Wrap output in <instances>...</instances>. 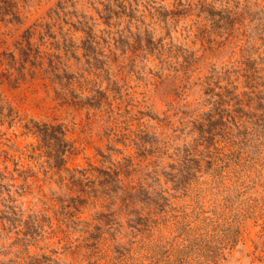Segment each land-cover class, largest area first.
<instances>
[{
	"label": "rangeland",
	"instance_id": "374dc122",
	"mask_svg": "<svg viewBox=\"0 0 264 264\" xmlns=\"http://www.w3.org/2000/svg\"><path fill=\"white\" fill-rule=\"evenodd\" d=\"M145 1L170 7L174 0ZM235 1L241 5L243 0H214L216 17L229 16L226 6L233 5ZM96 4L95 0H0V168L6 174L4 181L7 186L14 182L9 189L15 203L26 212L45 207L53 221L54 196L63 197L67 191L65 186H59L55 181L54 166L46 167L36 153L44 148L43 145L54 143V134L59 129L64 132V147L69 148L66 162L69 167H88L89 163L101 165L105 157L100 152L106 157L120 158L123 152L132 151V147L127 145L128 138L121 136L115 139L116 136L110 133L105 115L108 113L92 108L89 105L91 97L86 96L93 85L106 84L102 73L99 76L95 74L99 69L96 70L93 60L86 55L89 37L84 32L83 22L91 24L93 33L97 35L102 33L105 25L98 17ZM260 15L264 19V8ZM191 18L181 17L169 30L174 42L196 50L197 42H191L194 34L188 31L190 25L194 29ZM222 20L214 29L219 40L228 33V25L222 26ZM151 31L157 37L163 34L164 28L156 23ZM187 32H190L189 36H186ZM254 40L252 50L260 53L256 64L261 72L256 79L261 85L256 84V91L262 93H257V96L249 93L252 89L245 88L244 78H236L237 90L245 88L246 92L242 94L243 101L247 103L245 111L241 112L244 122L235 128L231 140L226 134H218L214 145L203 151V172H197L193 178L189 176L192 182L187 192L174 190L172 183L166 182L161 175L156 186H164L162 197L156 203L141 205L151 209L141 219H145L141 225L142 234L135 233L127 217L121 218L123 223L116 231V239L104 232L107 238L103 248L105 245L109 247L107 264H121L120 253L133 240L134 247L139 250L133 254L134 261H139V254L145 252V261L151 264H177L175 255L182 250V232L187 221L193 216L213 213L224 214L232 220L228 230L223 229L226 226L223 224L216 232L223 242H233L219 257L218 264H264V42ZM234 45L233 40L217 51L213 68L218 71L228 67L230 76L235 78L238 55ZM96 48L100 50V60H105V51L101 54L105 48L103 43ZM156 63L157 59L152 55L142 54L135 60V70L113 85L119 91L115 96L109 95L115 111L110 123H115L113 118L116 116L119 129L127 126V122H132L131 127L135 128L137 117L141 115L142 122L158 132L156 118L140 113H150L151 110L160 116L165 108L166 86L156 90L152 83L153 73L157 72ZM110 69V72H115L113 67ZM207 69H204L205 73ZM204 98L202 85L192 84L187 96L190 106L208 109L209 104ZM117 106H120L118 113ZM122 131L127 132V128ZM161 159L164 169L169 171L168 157L164 155ZM25 168H28L27 174L34 175L27 178V189L20 190L16 186L22 180L21 170ZM83 210L81 217L95 220L90 204ZM206 222H201L200 226ZM49 229L46 226L39 244L51 249L48 252L56 258L51 264H67L72 259L71 253L60 246L58 236L47 233ZM0 235L1 243L11 241V238L6 239L7 234ZM151 239L153 252L147 250L151 247ZM36 249V246L30 247L31 251ZM190 257L184 264H205L203 258ZM132 259L127 263L130 264Z\"/></svg>",
	"mask_w": 264,
	"mask_h": 264
},
{
	"label": "trees",
	"instance_id": "16d2710c",
	"mask_svg": "<svg viewBox=\"0 0 264 264\" xmlns=\"http://www.w3.org/2000/svg\"><path fill=\"white\" fill-rule=\"evenodd\" d=\"M95 1L98 17L105 25L103 34L97 35L93 33L91 24L83 22L84 32L89 37L86 55L93 60L96 70L99 69L95 74L99 76L102 73L103 77L100 78L106 79V84L93 85L86 96L90 95L89 105L92 108L110 115L105 113L110 133L116 136L115 139L121 136L123 139L128 138L127 145L132 147V151L123 152L120 158L111 155L106 157L105 153L100 152L107 158L102 159L101 165L89 163L88 167H69L66 165L69 148L64 147V132L59 129V133L54 134V143L43 145L44 148L36 153L46 167L54 166L55 181L59 186H65L67 191L63 197L54 196L52 206L55 221L45 207L26 212L25 208L16 204L9 189L14 182L8 187L4 181L6 174L0 168V234H7L6 239L11 238L9 243L0 242V264H51L56 259L48 252L51 249L39 244L46 226L50 228L47 233L58 236L60 246L71 253L72 259L67 264H107L109 247L105 245L103 248L107 238L104 232L116 239V231L123 223L121 218L127 217L135 233L142 234L141 225L145 219H141L151 209L141 205L156 203L162 197L164 186H156L161 175L166 182L172 183L171 188L174 190L187 192L191 178L202 171L203 151L214 145L218 134H226L231 140L235 128L244 122L241 112L245 111L244 105L247 104L242 95L246 94L245 88H251L249 93L255 96L262 93L256 91V79L261 74L256 59L260 53L252 50V47L256 42L254 39L264 42V19L260 15L264 0H243L241 5L235 1L233 5L226 6L229 16L220 18L216 17L214 0H174L170 7L145 0ZM185 16L193 17L191 23L194 29L190 25L188 31L194 34L191 42H197L196 50L174 42L169 30L170 26L174 28L176 22ZM221 19L222 26L228 25V33L219 40L214 29ZM156 23L164 28V32L154 37L151 27ZM189 34L187 32L186 36ZM233 40L238 55V59H235L238 62L235 65V78L230 76L228 67L218 71L213 68L217 51ZM101 43L105 46L101 50V54L103 51L106 53L103 56L105 60H100V50H96V45ZM142 54L157 59V72L153 73L155 78L152 83L156 90L166 86V97L163 98L165 108L160 116L151 110L150 113L140 111L156 118L158 132L144 124L141 115L137 117L135 128L131 127L132 122H124L127 124L122 127L127 128V132H124L118 128L116 116L113 118L115 123H110L113 121L112 112L115 111L109 95L115 96L119 90L113 85L135 70V60ZM112 67L114 73L110 72ZM205 68H208L207 73L204 72ZM197 71L199 76H195ZM239 77H243L245 82L242 91L237 90L236 78ZM194 83L202 85V94L206 97L203 100L209 104L208 109L190 106L188 90ZM117 108L116 113L120 106ZM51 144L54 145L49 147ZM164 155L169 159V171L162 164ZM205 169L208 170V166ZM21 171L22 180L16 187L25 190L28 187L27 178L34 173L27 174L28 168ZM210 171L213 172L212 169ZM8 177L15 180L11 178L13 176ZM88 204L94 209V221L81 217ZM206 220L205 225L200 226ZM231 222L220 213L193 216L183 228V246L175 255V262L184 264L192 255L194 258H203L205 264H218L219 257L233 242H223L216 232L223 224L226 225L223 229L228 230ZM149 241L151 247L147 250L153 252V239ZM133 243L120 253L121 264H128L133 254L139 253ZM31 246H36V251H31ZM139 255V261L132 259L130 264H151L145 261V252Z\"/></svg>",
	"mask_w": 264,
	"mask_h": 264
}]
</instances>
